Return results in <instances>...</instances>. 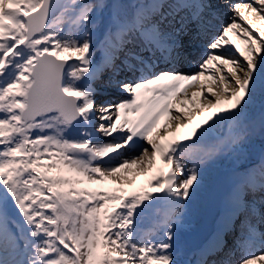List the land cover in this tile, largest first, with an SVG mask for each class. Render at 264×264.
<instances>
[{
  "label": "snow or ice",
  "instance_id": "1",
  "mask_svg": "<svg viewBox=\"0 0 264 264\" xmlns=\"http://www.w3.org/2000/svg\"><path fill=\"white\" fill-rule=\"evenodd\" d=\"M226 7L186 72L220 0H0V264L264 261V165L234 178L209 239L181 256L203 169L246 153L258 99L264 132V0ZM108 90L121 98L97 103Z\"/></svg>",
  "mask_w": 264,
  "mask_h": 264
},
{
  "label": "bare ground",
  "instance_id": "2",
  "mask_svg": "<svg viewBox=\"0 0 264 264\" xmlns=\"http://www.w3.org/2000/svg\"><path fill=\"white\" fill-rule=\"evenodd\" d=\"M235 2H238V1L235 0ZM251 2H252V0H241V3H251ZM254 6H256V5H254ZM231 14L232 13L226 7V0H220V12L217 15V17L215 18V20L213 21V25L220 26L219 24H216L217 23L216 21H218V20L221 21L223 23V25L226 24V23H228V22H230L229 21V16ZM245 15H247V11H245ZM255 24H256L257 27H259L261 29H264V25H262V24H264V21L256 20L255 21ZM223 25H221V27ZM216 32H217V30H210L207 33L206 36L200 38L201 43H206L208 41V39H210L211 36H213V35L216 34ZM227 38L229 40H231L234 45L239 46L242 50L245 49L246 45L243 42V38L240 35H238L237 32L230 31L228 33ZM201 48H205V45L203 44V46ZM189 51L191 52V56H194V59L197 60V62L192 63L193 64V67L190 68V69H186V68H184L182 66H180V69L183 70V71H186V72H194V71H197L198 70L197 63L199 62V60L201 58V55L203 53H199V52H196V51H192L190 49H189ZM195 90H196L195 88H189L188 89V91H189L190 94H191V92H193ZM104 97H106V98H104ZM104 97H103L104 99H102L103 101H116V100H118V99L121 98V95H119L118 93H110V94L104 95ZM197 101L200 102L199 94L197 95ZM176 107H179V104H176ZM189 107L192 108L191 105H189ZM256 110H259V114H261V101L260 100H258V104H253L251 106V108L249 109V113H248L249 116L251 117V115L253 114V112L255 113ZM192 115L194 117V122H198L199 119H200V116L198 114L197 109L192 108ZM166 119H167V117H164V118L161 119V125H163V123H164V121ZM252 121H253L254 126H256L260 122V116H258V118L253 119ZM225 127H227V126H222L220 130H222ZM220 130H218V132ZM161 132H163V128H161ZM154 136H155V133H154ZM168 138L169 139H172L173 137L171 135H169ZM263 148H264V138L262 137L261 130L255 128V130L253 131V133L251 135L250 142L248 144V148H247L246 153L243 156L240 157L241 160L238 161V163H237L236 166H231V168L227 171L229 174L232 171V173L230 174V185H231L232 181L234 180V178L237 175L243 174L242 169H245L246 167H249V165L247 163L250 162V158L252 156L251 153H250V150H255V149L257 150V152L255 154L256 155L255 156L256 157L255 158V161H259L261 155H263L262 160H264V149ZM223 155H225V149L222 152H220L216 156V158L212 161V163H210V164H208L206 166V168L207 169H210V166L211 165H215V164L220 163L223 160ZM255 168H257V167H254V169ZM236 169H241V171L240 172H235ZM249 169H250V167H249ZM204 176H205V181H204V184H205V183L208 182L209 178L213 176V173L209 172V174H204ZM222 177H223L222 175H219V178H222ZM108 184L110 185L111 188H113L115 186L111 181L108 182ZM209 186L210 185H208V189H209ZM204 195L205 194H200L197 197L195 203L189 209L188 216H187V219H186V222L187 223H191V222L197 221L198 219H201L202 216H199V213L203 210L204 207H203V204L198 203L197 200L198 199H200V200L205 199L204 198ZM222 202L223 201H221V203ZM185 251L187 252V254L190 253L189 249L185 248L182 251V255L181 256H183V254H184ZM237 253L238 254L236 255V258L239 259L240 258L239 255L241 256V253L240 252H237ZM255 254H257V253H255ZM257 255H259V254H257ZM257 264H264V261L257 262Z\"/></svg>",
  "mask_w": 264,
  "mask_h": 264
},
{
  "label": "rangeland",
  "instance_id": "3",
  "mask_svg": "<svg viewBox=\"0 0 264 264\" xmlns=\"http://www.w3.org/2000/svg\"><path fill=\"white\" fill-rule=\"evenodd\" d=\"M186 62V61H185ZM259 100V99H258ZM258 100L254 103V104H258ZM256 113L257 112H253V114L251 115V117L250 118H252V120L253 119H255V115H256ZM255 128L256 129H259L260 130V127H259V124H257L256 126H255ZM227 131V127H225V128H223L222 130H220L219 132H217V134H220L221 132H226ZM261 134H262V137L264 138V132H261ZM248 148V147H247ZM226 149V148H225ZM257 149V148H256ZM250 150V153H251V158H250V162L249 163H247L248 165H250L249 167H252V165H253V163H255V154H256V152H257V150ZM241 160V158L240 157H237L235 154H233V153H230L229 151L228 152H226L225 153V155H223V160L220 162V163H218V164H220V166L217 168V169H215V171H214V173H216V171L217 170H219L220 168H227V167H231V166H235L237 163H238V161H240ZM218 164H215V165H218ZM189 166H191V165H189ZM248 168V167H247ZM249 170V172H251L257 179L259 178V175H258V170L257 169H254V170H252V168L251 169H248ZM208 171V169L205 167L204 169H203V173H205V174H209V173H206ZM215 177V176H214ZM214 177H213V179H214ZM108 182H110V181H107V182H105L104 183V185H102V187H104V188H111L110 187V185L108 184ZM108 184V185H107ZM138 184H139V181H137V184L136 185H125V187L126 188H128L129 190H132L133 188H135V187H137L138 186ZM205 185V184H204ZM208 185V184H207ZM229 185H230V177H229V175L228 174H225V176L223 177V178H220V180H219V184L217 185V187H218V196H217V198L218 197H220V199H224V197H223V193L225 192V193H227V189L229 188ZM92 187H96V185H92ZM115 187V186H114ZM206 188V186L205 187H203V189L201 190V191H203L204 189ZM206 192V191H205ZM220 192V193H219ZM215 192H214V190H212V189H210V190H207V199L208 200H205V201H203V200H200V199H198L197 201H198V203H201V204H203V206H204V210H203V213H205V211L209 208V207H211V206H214V205H219V204H217V203H220V201L218 200V201H215L214 203H212L211 204V197H212V195L214 194ZM202 213V214H203ZM150 224H151V216H149V217H147L146 219H145V222H144V226L145 227H148V226H150ZM187 224H189V223H187ZM186 225V224H185ZM182 233V232H181ZM180 239H181V235H180ZM181 243L183 244V245H185L182 241H181ZM190 251V250H189ZM192 252V251H191ZM189 255V254H188Z\"/></svg>",
  "mask_w": 264,
  "mask_h": 264
},
{
  "label": "water",
  "instance_id": "4",
  "mask_svg": "<svg viewBox=\"0 0 264 264\" xmlns=\"http://www.w3.org/2000/svg\"><path fill=\"white\" fill-rule=\"evenodd\" d=\"M213 230V223L211 222V220L208 222V223H205L204 224V226H201V228H200V235L202 236H204V238H207L208 237V235H210L211 234V231ZM199 231V230H198ZM204 238H203V240H204ZM197 244L198 243H196V242H194L193 243V245L194 246H197Z\"/></svg>",
  "mask_w": 264,
  "mask_h": 264
}]
</instances>
